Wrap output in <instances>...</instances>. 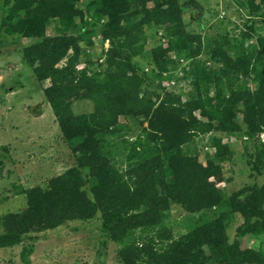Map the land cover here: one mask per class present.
I'll return each mask as SVG.
<instances>
[{
  "label": "rangeland",
  "instance_id": "374dc122",
  "mask_svg": "<svg viewBox=\"0 0 264 264\" xmlns=\"http://www.w3.org/2000/svg\"><path fill=\"white\" fill-rule=\"evenodd\" d=\"M24 1L26 0H0V238L10 237L16 233L21 235L20 243L0 248V264H122L119 257L120 246L104 231L101 212L94 219L71 222L59 229L39 234L35 232L36 218L26 222L23 229L19 228L15 233L6 225L8 216L14 218L26 212L31 216L29 213L31 202L36 199L30 195L36 194L39 188H50L51 182L73 171L81 172L80 175L90 179L89 170L81 168L79 162L77 163L83 156L78 150L76 152L73 143L65 138L52 108L45 101L43 90L50 86V81L44 86L41 85L37 78L39 63L33 67L28 66L23 56V48L36 45L44 49L45 44L50 42L57 46L58 50H66L72 37L79 36L78 31L89 32L88 34H91L89 39L85 38L81 45H78L80 50H76L72 45L56 68L66 67L71 59L78 57L80 62L78 70L87 68L89 72H99L105 76L110 69H115L107 63L109 55L115 52L113 51L115 47L122 45L119 42L124 41L123 38L122 41L118 40L112 44L110 40L102 41L100 35L93 33L95 32L93 24L99 21L98 24L103 26L109 22V16L107 11L105 13L104 10L99 11L97 5L90 6L89 9V0L75 3L73 7L81 15L71 13L69 18L64 15L48 18V15L43 14L47 11L38 13V3L33 2L31 18H39L42 15L41 22L35 23L32 30L27 31L23 20L28 13L21 10V6H25ZM179 1L183 3L188 0ZM194 1L198 3V7L193 6L185 11L183 23L179 27L175 26L191 39L192 48H197L199 40H202L203 52L192 60L194 65L205 63L206 50L215 49L219 44H223L230 58L234 57V46L249 32L251 40L246 41V48L254 44L259 50L264 49V0ZM127 8L129 10L127 16H132L131 22L138 30L136 24L145 20L147 14L141 10L143 6L141 3L138 6L136 0H130ZM191 15L196 17L197 21ZM161 22L162 20H159V23L144 25L145 29L141 36L146 42L148 40L144 54L151 53L152 48L158 45L169 44L166 28L171 24ZM250 26L257 28V32L250 31ZM170 58L178 61L175 53H171ZM134 60L139 63L138 69L141 73H151L155 68L144 55H139ZM192 61L181 60V66L176 72L171 69V73L166 74L164 85L174 94H178L182 88L185 95L189 93L197 95V87L201 88L203 100L205 102L210 100L211 106L218 107L222 113L221 117L218 115L214 119L212 132L201 126L196 127L193 141L181 147L184 153L179 156L174 153L168 163L164 162L165 170L160 176L162 182L160 190L163 188V196L166 197V190L172 191L178 183L179 176L183 175L181 170L192 166L206 168L209 162L208 155L214 157L216 163L220 165L224 179L219 181L211 177L210 180L215 186L208 190L210 193L207 194V200L205 197L202 201L194 202L196 206L194 211L188 209L190 205L183 199L176 197L168 199L169 205L161 212L160 225L155 231L143 234L155 237L153 247L162 255L164 261L162 263L155 256V264H175V261L171 260L170 244L183 240L198 228L208 224H217L216 228L223 224L224 236L228 239L231 249L238 248L239 253L255 250L264 254V216L250 219L252 225L262 227L259 234L245 233L248 228L246 216L238 213L237 207L232 205L235 200H244L247 208L245 213L254 214L255 210L252 212L251 209L256 208V205L248 207L246 198L258 192L264 195V142H261V135L253 139L252 133L246 132L247 126L242 113L243 101L235 102L232 96L237 90L241 92L250 90L254 93L258 88L260 90V84L264 83L254 73L241 79H238L237 74H228L223 76L225 87L221 86V89L224 93L218 95L215 81H211L208 86L207 81L202 80L200 76L198 81L193 74L189 81L181 82L174 79L169 81V78L184 76V70L189 72ZM206 64L208 69L212 68V64L209 62ZM262 70V66H258L257 72ZM206 88H210L209 91H205ZM186 101L188 97L183 98V102ZM73 110L75 115L88 118L94 113L95 105L90 100L76 101ZM195 115L200 121H207L199 112ZM84 124L85 130L89 127L96 140L103 142L100 145L101 150L96 153L103 161L110 163L112 174L116 172L118 180L135 181L136 178L130 175L136 160L131 159V150L137 140H146L151 124L142 118L130 117L127 120L122 119L117 129L99 134L96 124L91 119ZM242 124L244 130H237ZM216 127L220 129L217 130ZM230 130L232 134L229 133ZM218 143L221 146V153L213 145ZM217 192L220 193L219 197L215 196ZM211 201L215 205L211 206ZM257 205L264 213V200ZM132 211L140 212L137 207L132 208ZM164 229L167 230L164 232L165 235L158 234ZM140 233L141 230H138L137 234ZM207 253L210 254L208 251ZM208 264L217 263L209 261ZM240 264L264 263L254 261Z\"/></svg>",
  "mask_w": 264,
  "mask_h": 264
},
{
  "label": "trees",
  "instance_id": "16d2710c",
  "mask_svg": "<svg viewBox=\"0 0 264 264\" xmlns=\"http://www.w3.org/2000/svg\"><path fill=\"white\" fill-rule=\"evenodd\" d=\"M78 1L80 0H26L25 6H21V10L28 13L23 24L27 26L28 31V29L32 30L35 23L41 22L42 15L39 18H31L33 2L38 3V13L47 11L43 14L48 15V18L63 15L69 18L71 13L81 15L73 7ZM129 1H88L89 9L90 6L97 5L99 11L104 10V13L107 11L109 16V22L103 26L98 24L99 21L95 22L93 24L95 32H92L100 35L102 41L110 40L112 44L124 38V41L119 42L122 45L115 47L113 49L115 52L109 55L107 63L115 69H110L111 71L105 76L99 72H89L87 68L78 70L80 66L78 57L71 59L66 67L56 68L72 45L76 50H80L78 45H81L85 38L89 39L91 35L88 34L89 32L78 31L79 36L72 37L66 50L60 51L50 42L45 44L44 49L36 45L23 48V56L28 66L33 67L39 63L37 78L41 85L44 86L50 81V86L43 90L45 101L52 108L65 138L73 143L76 152L78 150L83 156V159L79 158L77 163L79 162L81 168L89 170L90 179L80 175L81 172L73 171L51 182L50 188H39L36 194L29 192L31 198L36 199L31 202L32 207L29 212L31 216L28 212L18 214L14 218L8 216L6 225L15 233L19 228L23 229L26 222L36 218L35 232L39 234L59 229L71 222L94 219L101 212L104 231L120 246L119 257L122 264H153L155 256L163 263L162 255L153 247L156 242L155 237L143 236V234L155 231L160 225L161 212L169 205L168 199L170 197L183 199L190 205L188 209L194 211L196 210L194 202L202 201L210 193L208 190L214 188L215 184H212L211 177L219 181L224 179L220 165L216 163L214 157L208 155L209 162L206 168L192 166L181 170L183 175L179 176L178 183L172 191L167 189L164 197L163 188L160 190L162 186L160 176L165 170L164 162L168 163L174 153L178 156L184 153L181 147L193 141L196 127L201 126L212 132V123L218 115L220 116L222 110L215 106L213 108L210 100L207 102L203 100L201 88L197 87V95L193 93L185 95L182 88L179 89L178 94H174L163 83L166 74L171 73V69L175 72L179 69L181 60L192 61L203 52L202 40H199L197 48H192L191 39L184 31L175 28L183 23L185 11L193 6L198 7V3L194 0L183 3L179 0H136L138 6L140 3L143 6L141 10L147 14L145 20L136 24L138 26L136 30L131 22L132 16H127ZM191 17L194 18L193 15ZM194 19L197 21L196 17ZM159 20L171 24L166 28L169 44L158 45L152 48L151 53L144 54L145 44L148 42L141 36L145 29L144 25H153L159 23ZM256 29L254 26L249 27L252 32H257ZM248 40H251L250 32L234 46L235 53L232 58L229 57L223 44L212 50L207 49L205 63L194 65L192 61L189 72L184 70V76H175L169 78V81L170 79L189 81L193 74L197 77V81L199 76L202 80L205 79L208 86L211 81H215L218 95L224 93L221 89V86L225 87L223 76L228 74H237L238 79H241L254 73L264 83V49L259 50L254 44L246 48ZM171 53L176 54L177 62L170 58ZM139 55H144L155 66L151 73L140 72L139 63L134 60ZM208 62L212 64L211 69L207 68ZM258 66H262V72H257ZM260 87L261 89L258 88L254 93L250 90L245 92L237 90L232 94L235 102L243 101L242 113L247 126L245 130L247 133H252L253 139L264 134V85L261 83ZM209 89L206 88L205 91ZM201 94L202 96L198 97ZM187 97L188 101L183 102V98ZM84 100H90L95 105L94 113L88 118L75 115L73 110L74 102ZM197 112L207 121L197 119L195 115ZM227 115L226 108L225 116ZM130 117L144 119L151 124V128L150 132L147 131L148 137L145 141L134 142L131 159L136 158V160L130 175L136 180L131 179L128 182L124 179L118 180L116 172L112 174L110 163L103 161L96 153L101 150L100 145L103 142L96 140L89 127L85 126L87 129L85 130L83 125L91 119L96 124L99 134L117 129L122 119L127 120ZM239 126L237 130L244 127L243 124ZM216 129L219 130L220 127ZM229 133L232 134V130ZM213 145L219 153L222 152L219 143ZM215 196L219 197L220 193L217 192ZM207 199L208 197L205 200ZM246 199L248 207L256 205V208L251 209L252 212L255 210L254 214L245 213L247 208L244 200H235L232 205L237 207L238 213L246 216L248 228L244 232L259 234L262 227L252 225L250 219L264 216L260 206L257 205L264 200V195L258 192ZM210 203L211 206L215 205L212 201ZM136 207L140 212L132 211V208ZM216 226L217 224L202 226L183 240L173 241L169 246L172 252L171 260L175 261V264H208L209 261L217 264L254 261L264 263L262 252L253 250L239 253L238 248L231 249L228 239L224 236L223 224L221 223L219 228ZM138 230H141L140 234H137ZM164 232L167 230L159 231L158 234L165 235ZM20 236L16 233L10 237L0 238V248L20 243Z\"/></svg>",
  "mask_w": 264,
  "mask_h": 264
},
{
  "label": "clouds",
  "instance_id": "9594fccd",
  "mask_svg": "<svg viewBox=\"0 0 264 264\" xmlns=\"http://www.w3.org/2000/svg\"><path fill=\"white\" fill-rule=\"evenodd\" d=\"M263 136H264V134L261 136V139H262V141L264 142V138H263Z\"/></svg>",
  "mask_w": 264,
  "mask_h": 264
}]
</instances>
